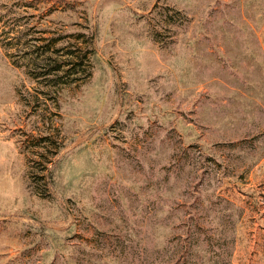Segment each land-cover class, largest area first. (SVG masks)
Wrapping results in <instances>:
<instances>
[{
  "label": "rangeland",
  "instance_id": "1",
  "mask_svg": "<svg viewBox=\"0 0 264 264\" xmlns=\"http://www.w3.org/2000/svg\"><path fill=\"white\" fill-rule=\"evenodd\" d=\"M0 264H264V0H0Z\"/></svg>",
  "mask_w": 264,
  "mask_h": 264
}]
</instances>
